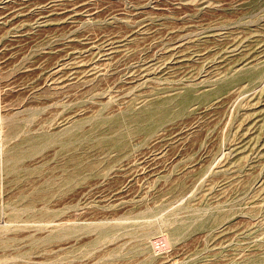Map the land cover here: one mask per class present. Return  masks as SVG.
<instances>
[{
  "label": "rangeland",
  "instance_id": "obj_1",
  "mask_svg": "<svg viewBox=\"0 0 264 264\" xmlns=\"http://www.w3.org/2000/svg\"><path fill=\"white\" fill-rule=\"evenodd\" d=\"M0 112V264H264V0H0Z\"/></svg>",
  "mask_w": 264,
  "mask_h": 264
},
{
  "label": "bare ground",
  "instance_id": "obj_2",
  "mask_svg": "<svg viewBox=\"0 0 264 264\" xmlns=\"http://www.w3.org/2000/svg\"><path fill=\"white\" fill-rule=\"evenodd\" d=\"M1 113V112H0ZM1 116V115H0ZM4 117V116H3ZM3 121V120H2ZM1 124V123H0ZM1 131H2V129H1ZM1 133V132H0ZM1 135V134H0ZM0 141H1V136H0ZM1 145V144H0ZM3 145V144H2ZM1 148V147H0ZM2 152V151H1Z\"/></svg>",
  "mask_w": 264,
  "mask_h": 264
}]
</instances>
